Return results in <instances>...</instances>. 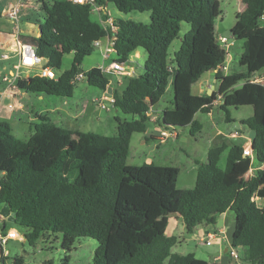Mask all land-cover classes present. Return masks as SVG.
<instances>
[{
  "label": "trees",
  "instance_id": "1",
  "mask_svg": "<svg viewBox=\"0 0 264 264\" xmlns=\"http://www.w3.org/2000/svg\"><path fill=\"white\" fill-rule=\"evenodd\" d=\"M121 13L147 12L149 23L116 18L111 27L91 19L88 4L70 0H37L42 19L39 36L18 39L47 60L55 79L34 75L19 78L16 86L26 94L71 97L78 74L102 92L109 80L99 73L81 70L94 42L114 39L115 59L127 63L130 54L145 52L143 73L127 78L123 89H113L116 135L68 130L47 118L33 126L26 139L16 137L10 125L0 121V205L14 214L3 218L0 234L10 228L24 230L31 246L41 235L60 233L61 247L70 251L78 238L97 242L91 264H219L197 259L193 253L173 254L178 238L166 234L160 219L179 216L191 233L200 226H215L223 213L233 214L231 248L243 250L245 264H264V0H242L245 7L235 16L230 36L242 40L238 64L246 71L223 75L225 56L215 35L219 15L217 0H96ZM182 23L189 30L178 51L168 49ZM73 55L70 68L59 72L65 54ZM217 71V91L194 95L192 86L202 75ZM258 79L259 81H255ZM172 84L171 108L156 120L164 130L189 127L200 133L195 120L218 107L251 106L252 115L240 122L250 131L252 158L241 145L223 143L208 149L205 162L196 161L195 184L177 189L179 169L153 163H126L133 133H145L148 113L158 105ZM228 120V118L226 117ZM223 169L218 166L226 152ZM250 169L253 173L246 177ZM263 201L257 205L253 199ZM9 225V226H8ZM5 257L2 255V260ZM4 264V263H3ZM13 264H24L16 256ZM61 264H70L65 255Z\"/></svg>",
  "mask_w": 264,
  "mask_h": 264
},
{
  "label": "rangeland",
  "instance_id": "2",
  "mask_svg": "<svg viewBox=\"0 0 264 264\" xmlns=\"http://www.w3.org/2000/svg\"><path fill=\"white\" fill-rule=\"evenodd\" d=\"M219 3V15L215 20V35L216 37H225L224 34L229 31L235 24V16L243 11L245 5L242 0H217ZM1 4V3H0ZM107 12L112 19L130 20L138 23H149V13L147 12H130L121 13L117 11L111 4L107 3ZM41 11L37 6V0H27L24 2L21 13L19 15V29L24 31L27 36H35L38 33V22L42 19ZM91 19L97 21V16L91 14ZM33 27L29 28V24ZM28 30L32 32L28 33ZM189 30L186 23H182L178 37L171 43L168 54L169 57L178 51L181 45V38ZM13 31V24L4 16L0 17V33ZM16 36L17 34L14 33ZM227 39V47L221 46L222 52L225 56V64L227 73H243L246 71L238 64L239 57L242 53V40L235 39L233 36ZM1 39V38H0ZM15 43V40L14 42ZM145 52L142 49L130 54L128 62L132 69L131 72L135 74L143 73V62ZM115 54H111L110 59L104 60L101 49L98 47L93 50L90 55L83 58L81 63V70L88 72L99 73L96 68H105L110 60L115 59ZM73 60L72 53L65 54L62 58L61 68L59 72L66 71L70 68ZM18 63V57L13 56L12 60L8 62L9 67L12 64ZM232 63V65L230 64ZM231 65V66H230ZM41 67V64L39 65ZM19 74L23 77H32L37 75L38 69L21 68L18 70ZM226 73V72H224ZM261 73L260 76H263ZM104 76L112 82L111 88L123 89L127 82V78L119 77L117 80L114 76L104 73ZM217 91V90H216ZM206 92H200V86L195 85L192 89L194 95H206ZM103 92L95 86L89 85L84 79H81L73 86L71 97H58L54 95H43L49 98L48 102L52 107H57L62 113H70L73 121L79 123L82 132H92L102 136H115L116 135V121L115 116L120 117L122 120H130L131 116L124 115L116 112L111 104H107V108L103 109L97 106L96 101H99ZM36 96V94H32ZM96 99V100H95ZM52 100V101H51ZM173 102V89L168 87L165 95L160 100L156 107L171 108ZM252 115L251 106L228 107L227 111L215 107L212 110L211 116L208 114H198V119L202 124V133L196 136H190L189 127L176 128L179 133L176 137H170L164 142L158 139L145 140L144 133H133L130 140V149L127 156L126 163L129 165H142L146 161H151L153 164L160 166H174L179 169V175L176 183L177 189H190L195 184L196 170L195 160H206L207 151L210 148L221 145L222 142L232 145H241L246 141V137L242 135L237 139L230 137L231 133L236 131L249 129L241 124V119L248 118ZM228 118V120L226 119ZM217 125V126H216ZM154 126L151 122L147 123L148 133H151ZM28 129L25 128L20 133L14 135L20 139L26 140L29 135L26 134ZM164 130V129H163ZM221 130L220 135L215 133ZM169 131V130H167ZM153 153V155H151ZM227 151L222 153L218 166L223 169L226 162ZM253 171H249L246 175L248 177ZM171 216L162 217L160 221L164 223ZM169 222V221H168ZM227 222V223H226ZM225 222L224 217H220L217 227L221 225H229V229L233 228V214L229 213L228 219ZM2 222H0V226ZM9 226V225H8ZM19 234L18 239L9 240L6 244L2 245V249L9 256L3 260L4 264H13L16 256L22 257L24 264H61L65 255L70 256V264H91L93 253L97 247V242L91 238H78L74 242L72 249L66 251L61 247L62 235L60 233H47L41 235L33 246L29 245L23 237L24 230L15 227ZM174 234L180 238V242L171 248L173 254H188L193 253L197 259L210 261L212 255L217 253L216 246L213 239L210 242H200L194 239V234L182 229L181 223L177 225ZM215 247V248H214ZM240 253L241 248H238Z\"/></svg>",
  "mask_w": 264,
  "mask_h": 264
},
{
  "label": "crops",
  "instance_id": "3",
  "mask_svg": "<svg viewBox=\"0 0 264 264\" xmlns=\"http://www.w3.org/2000/svg\"><path fill=\"white\" fill-rule=\"evenodd\" d=\"M16 0H0V17L5 16L7 10L11 7V5L15 2ZM107 7V4H105ZM92 14H95L97 16V21L100 22L99 16L97 13L92 12ZM115 19V18H114ZM33 25L30 23L29 28L31 29ZM32 31L28 30L27 34H30ZM15 31L13 28V31L10 32H2L0 33V55L5 54L9 58L4 61H0V121H5L7 122L10 127L12 133H20L23 129L25 130L28 129L26 132L27 135H31L33 131V126L40 123L42 121V118H47L49 119L52 123L56 124L57 126L63 127L68 130H80V125L79 123L73 121L72 116L70 113H62L60 110L57 109V107H52L51 104L48 102L49 98H45L43 95H38L33 96L32 94H26L23 91L19 90L18 88L8 91L6 90V83L2 79L5 75L10 76L13 72L14 66L17 64H12L11 67H9L8 62L12 60L13 56H16V50H17V40L18 37L17 35H14ZM19 34L21 36L25 35L24 31H20L19 29ZM36 37L39 36V31L35 35ZM15 43H12L14 42ZM107 41L106 39H102L100 42V46L98 47L101 49V52L104 51L106 47ZM115 54V53H113ZM18 57V55H17ZM145 57V56H144ZM19 59V58H18ZM114 60V59H112ZM110 60V62L112 61ZM109 62V63H110ZM108 63V64H109ZM107 64V66H108ZM232 65V63H230ZM230 65V66H231ZM135 73V72H134ZM217 71L213 70L210 72L205 73L200 77V79L192 86V89L195 85L200 86V92H206V91H216L218 89V82L215 78V74ZM219 73H222L223 75L228 74L227 72L224 73L223 71H219ZM112 76H114L117 80H119V77L114 75L113 73H107ZM20 78L27 79L29 77H23L19 74ZM112 82L109 81L108 88H111ZM168 87H172L171 82L169 83ZM112 89V88H111ZM168 89V88H167ZM191 89V90H192ZM121 90V89H120ZM167 91V90H166ZM204 93H201L203 95ZM104 92L100 98V100L103 98ZM96 100V99H95ZM99 100V101H100ZM52 101V100H51ZM166 109V108H165ZM164 110V109H163ZM163 110L159 107H153L152 114L155 117V121H153V117L150 118L151 124L154 126L153 130L151 133H148V130H146L145 134V140L149 141L150 139H158V135L160 131L163 130L162 127L158 125L156 120L160 119L162 116ZM212 113V112H211ZM211 113L208 114V116H211ZM195 120L198 121L200 124L201 122L198 119V115H196ZM242 120V119H241ZM202 126V124H201ZM217 126V125H216ZM203 127L199 133V135L202 133ZM179 133H177L178 136ZM216 135L221 134V130H218ZM244 135L246 137V141L244 144H241L243 149L245 148H251V139H250V131L245 133V130H240L236 131L235 133H231L230 137L233 139H237L238 137H241ZM225 142H222L223 144ZM227 144V143H225ZM228 145V144H227ZM153 155V153H151ZM197 162H205L204 161H199L195 160V170L197 168L196 165ZM145 163H152L151 161H146ZM3 176L2 173H0V178ZM257 205H262L263 201L256 198L253 200ZM3 205H0V210L2 209ZM229 212L223 213L217 217L216 220V225L215 226H200L195 228L191 234H194V239H198L199 237H205L207 234H212L214 235L213 238V243L216 246L217 253L212 255L209 263H214L217 262L219 264H245L242 261L243 257V250L241 249L240 253H238V250L236 252L238 253L239 259L238 261H233L229 258L228 253L230 251V240L233 234V228L230 230L229 225L223 226L221 225L220 227H217V223L219 221L220 217H224L225 222L228 219ZM169 221V222H168ZM2 222V220H1ZM166 223V234L169 236H174L178 238L174 234V230H176L177 225L181 223L182 229L186 228L184 227L182 219L177 216V215H172L171 219H168L165 221ZM227 223V222H226ZM234 225V223H233ZM14 229L15 228H10ZM221 231L223 233H221ZM180 238H178V242H180ZM215 248V247H214ZM9 255H7L8 258ZM6 258V257H5Z\"/></svg>",
  "mask_w": 264,
  "mask_h": 264
},
{
  "label": "built area",
  "instance_id": "4",
  "mask_svg": "<svg viewBox=\"0 0 264 264\" xmlns=\"http://www.w3.org/2000/svg\"><path fill=\"white\" fill-rule=\"evenodd\" d=\"M27 0H16L11 7L7 10L5 16L8 20H10L13 24V28L15 33L17 34V37L19 36V15L21 13V8ZM73 3L76 4H88L91 7L92 12L97 13L100 19V22L104 25H107L111 27L112 32L116 31V28L113 25L114 19L110 16V14L107 12L106 5L98 4L96 0H70ZM107 44L102 52V56L104 60L110 59L111 54L115 53L114 51V39L110 37H105ZM217 40L220 44V46H226L227 47V39L225 37H217ZM101 40H98L94 42V48H97L100 46ZM17 50L16 53L18 55V63L14 66L13 72L10 76L5 75L2 79L6 83V90L11 91L17 88L16 81L20 78L19 72L21 68H29V69H38L39 72L37 75H40L42 77H46L49 79H55L56 74L53 68L46 65L47 60L42 59L37 56L35 49L30 46L29 44L21 42L19 39L17 40ZM9 57L5 54L0 55V61L7 60ZM41 64V67L39 65ZM102 73H113L114 75L120 77V76H132L134 73L131 72V67L129 65H126V63H118L116 61H111L108 66L105 68H99ZM220 70L223 72H227L226 64L220 67ZM83 74H78L76 77L77 81H80L83 79ZM255 81H259L258 79H255ZM115 99L112 94V91L110 93L104 91L103 98L100 101H96L97 106L103 109L108 110L106 107L107 104L114 105ZM148 116L151 118L153 117V121H155V117L152 114V111L148 113ZM175 132H170L167 130L160 131L158 137L160 142H164L170 137H176ZM244 156H248L252 158V152L251 148H245L243 150ZM253 169H250L249 171H252ZM256 199V198H254ZM253 199V200H254ZM3 220V217L0 215V222ZM221 233H223L221 231ZM19 234L14 229H9L5 235L0 234V243L1 245L6 244L9 240L18 239ZM214 238V235L207 234L205 237H199L198 240L202 242H210ZM7 253L3 251V256L7 257ZM228 256L233 261H238L239 256L236 252V249L231 248L230 245V251L228 253Z\"/></svg>",
  "mask_w": 264,
  "mask_h": 264
},
{
  "label": "water",
  "instance_id": "5",
  "mask_svg": "<svg viewBox=\"0 0 264 264\" xmlns=\"http://www.w3.org/2000/svg\"><path fill=\"white\" fill-rule=\"evenodd\" d=\"M230 31H227L224 36L229 38L230 40ZM231 41V40H230ZM112 91L111 88H108L107 89V92L110 93ZM211 91H208L207 92V95H211ZM251 152H252V148H251ZM0 215L3 217V218H6L8 221H11L13 222V218H14V214L13 213H10L7 206L6 205H3L2 209L0 210ZM2 255H3V249H2V245L0 243V264H3V260H2Z\"/></svg>",
  "mask_w": 264,
  "mask_h": 264
}]
</instances>
